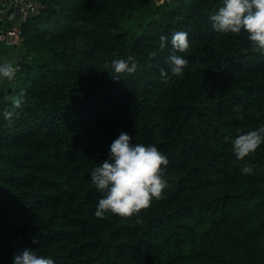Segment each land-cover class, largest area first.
Masks as SVG:
<instances>
[{
    "label": "trees",
    "instance_id": "1",
    "mask_svg": "<svg viewBox=\"0 0 264 264\" xmlns=\"http://www.w3.org/2000/svg\"><path fill=\"white\" fill-rule=\"evenodd\" d=\"M221 2L50 0L17 56L0 42V60L19 66L0 107L25 91L0 118V264L25 248L56 264H264V143L237 159L231 142L264 125V52L212 29ZM175 30L189 33L176 53L188 64L162 79L172 46L159 36ZM128 55L137 71L114 79L111 60ZM121 132L168 158V184L130 216L98 218L91 172Z\"/></svg>",
    "mask_w": 264,
    "mask_h": 264
},
{
    "label": "clouds",
    "instance_id": "2",
    "mask_svg": "<svg viewBox=\"0 0 264 264\" xmlns=\"http://www.w3.org/2000/svg\"><path fill=\"white\" fill-rule=\"evenodd\" d=\"M209 20L212 29L218 33L246 32L253 47L264 52V0H222ZM188 36L189 33L183 30L173 31L170 37L160 34V49H165L169 43L172 46V51L167 56L168 70L160 69L162 79L168 78L169 70L174 75H181L185 71L188 60L176 53L189 49ZM110 63L109 73L114 79L123 78L125 73H135L138 68V62L132 55L114 58ZM18 67L6 57L0 60V81L15 80ZM24 100L23 89L14 96H5V103L0 107V118L11 121L18 114ZM231 142L236 158L243 159L264 143V125L248 131L241 130ZM167 164L168 158L155 144L134 143L129 133L121 132L111 142L107 158L91 172L92 183L103 193L94 215L104 218L106 213L111 212L130 216L149 206L154 198L162 196L167 187L168 181L163 176ZM253 171L254 168L248 163L241 168L242 174H251ZM12 264H56V261L50 256L38 254L36 250L25 248L14 256Z\"/></svg>",
    "mask_w": 264,
    "mask_h": 264
},
{
    "label": "built area",
    "instance_id": "3",
    "mask_svg": "<svg viewBox=\"0 0 264 264\" xmlns=\"http://www.w3.org/2000/svg\"><path fill=\"white\" fill-rule=\"evenodd\" d=\"M173 0H155L158 6ZM50 0H0V17L10 28L0 34V42L16 46L23 40L22 27L32 16L41 14L49 6Z\"/></svg>",
    "mask_w": 264,
    "mask_h": 264
},
{
    "label": "rangeland",
    "instance_id": "4",
    "mask_svg": "<svg viewBox=\"0 0 264 264\" xmlns=\"http://www.w3.org/2000/svg\"><path fill=\"white\" fill-rule=\"evenodd\" d=\"M23 41V40H22ZM22 41L20 42V44H18V45H16L15 46V48H14V51H15V55L17 56L18 55V53H19V51H20V46H21V43H22ZM8 56V55H7ZM5 58V57H4Z\"/></svg>",
    "mask_w": 264,
    "mask_h": 264
}]
</instances>
